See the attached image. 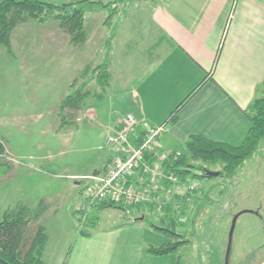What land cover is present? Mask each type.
I'll return each instance as SVG.
<instances>
[{
  "label": "rangeland",
  "instance_id": "obj_1",
  "mask_svg": "<svg viewBox=\"0 0 264 264\" xmlns=\"http://www.w3.org/2000/svg\"><path fill=\"white\" fill-rule=\"evenodd\" d=\"M117 6L120 12L115 21L119 28L110 52L109 88L102 92L92 82L89 91L100 96H91L79 113L66 111L77 118L76 127L58 132L59 104L68 94L71 81L86 66L102 62L106 53L104 44L110 35L102 26L107 11L86 13L85 44H70L58 22L48 19L44 24L29 20L13 30L10 40L13 56L0 48V141L11 165V171L0 177V210L20 205L35 209L41 201L45 203L47 210L43 217L38 222L32 221L27 232L31 238L38 224L45 227L48 235L45 264H62L81 230L91 232L135 219L144 224L145 217L161 226L159 217L168 215L163 214L166 205L176 222L175 232L188 241L172 254L179 264H262L264 140L232 178L189 177L185 184L195 185L196 190L177 199L173 198L174 188L160 190L157 197L162 208L156 207L155 212L143 209L138 214H124L109 209L98 213L92 211L93 205L86 208V197L94 185L89 177L104 172L111 156L107 136L122 131V124H117V131L109 132L107 128L115 125L114 119L126 111L121 93L115 91L132 88L155 55L151 47L157 32L151 24L150 6L131 0H118ZM124 117L119 116L121 120ZM136 135L132 131L128 137L133 141ZM194 164L211 172L222 170L221 164ZM75 211L77 217L81 211L87 217H96L94 226H84L85 219L78 224ZM144 225L156 235L155 242H167L164 236ZM151 234L149 244L153 242Z\"/></svg>",
  "mask_w": 264,
  "mask_h": 264
},
{
  "label": "crops",
  "instance_id": "obj_2",
  "mask_svg": "<svg viewBox=\"0 0 264 264\" xmlns=\"http://www.w3.org/2000/svg\"><path fill=\"white\" fill-rule=\"evenodd\" d=\"M144 4L150 6L151 24L157 32L151 47L155 55L132 88L115 91L121 93L126 111L118 114L108 131L119 130V116L132 115L138 134L165 124L159 138L161 151H172L194 135L238 146L250 128L244 112L264 93V0ZM205 78L209 82L180 108L177 122L166 123ZM90 114L96 117L93 111ZM172 188L173 198L187 196L185 189ZM150 234L141 222L93 230L90 238L77 234L66 264H177L172 254L145 253L147 246L164 243L155 242L153 233L149 244Z\"/></svg>",
  "mask_w": 264,
  "mask_h": 264
},
{
  "label": "trees",
  "instance_id": "obj_3",
  "mask_svg": "<svg viewBox=\"0 0 264 264\" xmlns=\"http://www.w3.org/2000/svg\"><path fill=\"white\" fill-rule=\"evenodd\" d=\"M131 1L150 4L169 2V0ZM96 10H106L108 13L102 22V26L110 31V35L104 44L106 53L101 63L95 66H86L79 77L71 81L68 87V94L59 104L58 132L69 126H77V118L75 115L70 116L66 111L79 113L85 108V103L91 96H100V94H93L89 91L88 86L92 82L102 92H105L109 87L111 81V74L109 72L111 63L110 52L119 28L118 22L115 21V18L120 12L117 1L103 3L102 1L78 0L54 4L42 0H0V48H5L8 54L12 56L10 42L12 32L18 25L26 23L29 20L44 24L48 19H52L58 22L60 29L69 36L70 44H85L88 39L84 28L86 22L85 15L88 12L92 13ZM206 82H209V79L205 78L200 82L172 111L166 123L168 122L171 125L177 122L180 108ZM211 82L216 84L212 80ZM244 113L250 122V128L246 137L238 146L214 142L200 135L191 136L182 146L172 150L174 154L180 152V155L177 158L172 157L165 162L164 172L176 176L180 182H187L189 177L213 179L205 175V172L208 171L206 168L194 164L195 162H199L210 165L221 164L222 170L219 172V177L232 178L236 170L254 155L261 141L264 140V95L256 97ZM161 126L164 127L165 124ZM143 136V133H137L134 138L135 143H140ZM5 150L3 143L0 141V177L5 176L11 171V165L7 162ZM147 160L153 161V158L147 157ZM109 161L110 158L108 163ZM196 171L200 174H197ZM135 179V177H132L128 185L133 184ZM162 186L171 188L173 184L168 181H163ZM91 208L92 211L98 213L112 209L121 211L124 214H130L132 212L138 214L143 209L152 213L157 209L154 205H126L121 200L112 199L97 202ZM46 210L45 203L42 201L35 209L20 205L14 208L0 210V264H45L43 257L48 244V235L45 227L38 224L31 238H28L27 232L30 223L32 221L38 222ZM170 212V206L166 205L163 214L168 215L159 217L161 226L151 223L148 217L143 218L146 225L167 239V242L158 246H147L145 249L146 254L152 256L171 255L177 253L181 247L188 243L184 236L175 232L176 222L172 214H169ZM73 215L77 217V212H73ZM84 219L86 222L84 226L87 227H93L97 220L96 217H87L81 211L77 217L78 224L81 225ZM139 222L140 219H135V221L125 224ZM165 224H167L166 227H164ZM79 234L83 237L90 238L93 235V231L86 232L81 230ZM71 250L72 246L68 248L62 264H66Z\"/></svg>",
  "mask_w": 264,
  "mask_h": 264
},
{
  "label": "built area",
  "instance_id": "obj_4",
  "mask_svg": "<svg viewBox=\"0 0 264 264\" xmlns=\"http://www.w3.org/2000/svg\"><path fill=\"white\" fill-rule=\"evenodd\" d=\"M122 131L109 133L106 139L111 156L107 168L97 176H90L93 187L87 198L86 208L106 199L121 200L126 205H154L162 208L157 197L160 190L169 191L172 187L184 188L191 192L195 185H186L172 174L164 172L167 160L177 158L180 152L161 151L159 138L164 127H150L143 131V139L136 144L130 140L129 133L135 131L138 123L132 115L122 120ZM147 157L153 158L148 161ZM132 177L136 179L129 184ZM136 181V182H135ZM163 181L173 184L171 188L162 186ZM85 207V206H84Z\"/></svg>",
  "mask_w": 264,
  "mask_h": 264
},
{
  "label": "water",
  "instance_id": "obj_5",
  "mask_svg": "<svg viewBox=\"0 0 264 264\" xmlns=\"http://www.w3.org/2000/svg\"><path fill=\"white\" fill-rule=\"evenodd\" d=\"M205 175L207 177L216 178V177H219V172L206 171Z\"/></svg>",
  "mask_w": 264,
  "mask_h": 264
},
{
  "label": "flooded vegetation",
  "instance_id": "obj_6",
  "mask_svg": "<svg viewBox=\"0 0 264 264\" xmlns=\"http://www.w3.org/2000/svg\"><path fill=\"white\" fill-rule=\"evenodd\" d=\"M262 264H264V261L262 262Z\"/></svg>",
  "mask_w": 264,
  "mask_h": 264
}]
</instances>
